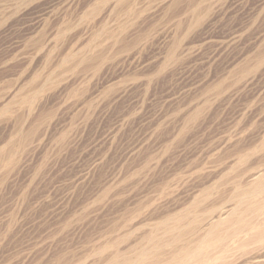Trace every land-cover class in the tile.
<instances>
[{
	"label": "rangeland",
	"instance_id": "obj_1",
	"mask_svg": "<svg viewBox=\"0 0 264 264\" xmlns=\"http://www.w3.org/2000/svg\"><path fill=\"white\" fill-rule=\"evenodd\" d=\"M0 264H264V0H0Z\"/></svg>",
	"mask_w": 264,
	"mask_h": 264
},
{
	"label": "bare ground",
	"instance_id": "obj_2",
	"mask_svg": "<svg viewBox=\"0 0 264 264\" xmlns=\"http://www.w3.org/2000/svg\"><path fill=\"white\" fill-rule=\"evenodd\" d=\"M200 254V253H199ZM201 255V254H200ZM200 263V262H199Z\"/></svg>",
	"mask_w": 264,
	"mask_h": 264
}]
</instances>
